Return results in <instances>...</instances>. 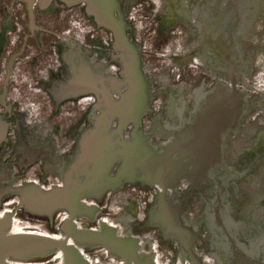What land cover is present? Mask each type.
Listing matches in <instances>:
<instances>
[{
  "label": "flooded vegetation",
  "instance_id": "flooded-vegetation-1",
  "mask_svg": "<svg viewBox=\"0 0 264 264\" xmlns=\"http://www.w3.org/2000/svg\"><path fill=\"white\" fill-rule=\"evenodd\" d=\"M118 3L147 82L131 101L126 53L88 3L0 0V217L69 237L92 264H264V242H237L221 218L217 173L238 124L232 42L205 19V0ZM176 36L161 75L150 59ZM65 189L90 210L53 204ZM35 192L39 207L27 201Z\"/></svg>",
  "mask_w": 264,
  "mask_h": 264
},
{
  "label": "rangeland",
  "instance_id": "rangeland-1",
  "mask_svg": "<svg viewBox=\"0 0 264 264\" xmlns=\"http://www.w3.org/2000/svg\"><path fill=\"white\" fill-rule=\"evenodd\" d=\"M216 2L205 0L208 10L204 17L219 20L216 34L219 30L222 42H232V60L237 63L238 88L243 94L237 129L225 139L221 156L224 166L217 173L227 199L221 218L226 224L230 218L233 227L227 226L228 231L237 242L246 243L249 239L257 244L264 242V0H220L217 11L213 10ZM171 44L180 49L183 36L173 38L156 58L150 59L160 68L161 75L166 73L168 61L162 56L174 49ZM14 223L20 231L52 235L46 228L24 219H15ZM220 242L227 241L222 238Z\"/></svg>",
  "mask_w": 264,
  "mask_h": 264
},
{
  "label": "water",
  "instance_id": "water-1",
  "mask_svg": "<svg viewBox=\"0 0 264 264\" xmlns=\"http://www.w3.org/2000/svg\"><path fill=\"white\" fill-rule=\"evenodd\" d=\"M53 0H41L43 4H50ZM66 4L86 2L91 14L95 16L97 24L109 30L114 38V46L126 53L125 71L130 84V101L136 93L146 90L147 82L140 67V60L135 45L130 41L127 24L124 17L117 16L118 0H62ZM34 0H29L33 3ZM236 116L239 119L243 104V94L240 90L235 92ZM238 123V121H237ZM33 196V197H32ZM37 192L27 197L33 207L41 206L43 201ZM53 204L67 208L71 211L85 213L90 210L87 204L80 201L76 192L59 190L50 198ZM24 203V201H23ZM22 203V204H23ZM14 222L11 217H0V264H37L39 260L50 259L57 264H92L82 252L75 247L69 237L62 238L55 235H46L35 232L14 231ZM80 242L86 244L100 243L112 246L113 242L95 231L73 232ZM115 246V245H114Z\"/></svg>",
  "mask_w": 264,
  "mask_h": 264
},
{
  "label": "bare ground",
  "instance_id": "bare-ground-1",
  "mask_svg": "<svg viewBox=\"0 0 264 264\" xmlns=\"http://www.w3.org/2000/svg\"><path fill=\"white\" fill-rule=\"evenodd\" d=\"M105 147V144L100 141L99 139L92 143V149L94 151V154H99V159H101V150Z\"/></svg>",
  "mask_w": 264,
  "mask_h": 264
}]
</instances>
